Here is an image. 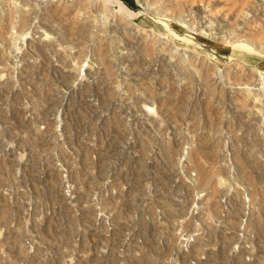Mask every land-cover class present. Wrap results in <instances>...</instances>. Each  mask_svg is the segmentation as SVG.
I'll use <instances>...</instances> for the list:
<instances>
[{"label":"rangeland","instance_id":"rangeland-1","mask_svg":"<svg viewBox=\"0 0 264 264\" xmlns=\"http://www.w3.org/2000/svg\"><path fill=\"white\" fill-rule=\"evenodd\" d=\"M0 264H264V0H0Z\"/></svg>","mask_w":264,"mask_h":264},{"label":"bare ground","instance_id":"bare-ground-1","mask_svg":"<svg viewBox=\"0 0 264 264\" xmlns=\"http://www.w3.org/2000/svg\"><path fill=\"white\" fill-rule=\"evenodd\" d=\"M48 1H50V0H48ZM137 2H140V1H137ZM145 22V24L146 25H149V26H151L154 30H157L158 32H160V30H162V29H160L159 27H157L153 22H151V21H148V20H145L144 21ZM109 25V24H108ZM164 33H166V32H164ZM200 37L202 38V39H204V40H206V37L204 36V35H201L200 34ZM256 40V39H255ZM231 42V41H230ZM227 43L226 45H228L229 47H231L233 50H235L236 51V49H238L237 47H239V45L238 44H231V43ZM197 48V47H196ZM240 48V47H239ZM199 49V48H198ZM250 49V48H249ZM245 50H246V48H245ZM238 51V50H237ZM248 51V50H247ZM249 51H251V50H249ZM241 55H243V54H241ZM252 56V55H251ZM245 58V57H244ZM243 60V59H242ZM146 108H147V110L148 111H153V107H150V106H146Z\"/></svg>","mask_w":264,"mask_h":264}]
</instances>
